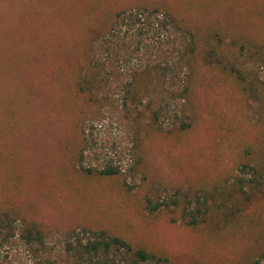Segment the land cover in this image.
<instances>
[{
    "label": "rangeland",
    "instance_id": "374dc122",
    "mask_svg": "<svg viewBox=\"0 0 264 264\" xmlns=\"http://www.w3.org/2000/svg\"><path fill=\"white\" fill-rule=\"evenodd\" d=\"M135 3H162L185 26L223 35L226 70L216 66L218 57L194 61L186 131L173 129L169 118L160 129L146 116L135 123L118 102L122 83L135 70L176 64L179 36L173 30L121 33V44L115 41L103 61L112 105L98 111L66 91V60L80 51L78 40L96 37L117 8ZM215 40L212 33L210 47ZM171 104L168 117L183 108L174 97ZM107 165L122 174L104 178L82 170ZM259 175L264 177V0H0V208L41 227L47 247L43 258L20 240L5 243L0 264H46L47 258L76 264L68 250L85 241L86 230L120 236L173 264H248L264 249ZM239 177L262 185L241 195L234 187ZM175 190L220 192L227 207L196 227L147 211V198L164 200Z\"/></svg>",
    "mask_w": 264,
    "mask_h": 264
},
{
    "label": "trees",
    "instance_id": "16d2710c",
    "mask_svg": "<svg viewBox=\"0 0 264 264\" xmlns=\"http://www.w3.org/2000/svg\"><path fill=\"white\" fill-rule=\"evenodd\" d=\"M132 30L137 37L143 36L142 32H157L155 34L160 35V32L175 31L179 36L178 41L176 40V44L178 42L176 54L179 57L174 66L167 63L145 65L135 70L122 83V93L118 102L125 111V117L140 124L146 116L157 129H160V122L164 118H169L173 122L171 123L173 129L188 130L191 124L185 113V107L187 102H190L188 84H193L194 74L197 71L194 61L200 60L208 64L207 61L210 58L218 57L215 61L216 66L226 70V63L223 64L222 60L226 56L219 48L223 35L219 31L203 32L199 28L185 26L162 3H135L117 8L104 22L96 37L79 39L76 45L77 50L80 49V51L76 53L74 59L71 57L70 60L68 58L66 60L68 71L70 70L65 87L67 93L79 97L98 111L106 105H112L113 100L111 101L106 92L110 85V78L106 63L104 64L103 61L109 59L110 47L115 44L114 42L120 43L118 40L121 39V33H129ZM212 33L216 38L214 47L209 45ZM75 52L76 50L72 52V56ZM71 64L73 66H70ZM185 68L189 71L188 73L184 71ZM180 73L182 77H179ZM234 79L241 81L237 76ZM165 94L168 96L162 97ZM160 97L162 98L159 99ZM172 97L176 103L178 101L182 103L183 108L172 117H168L169 112L172 111ZM83 146L86 147V140H83ZM85 150L83 149L81 153L83 154ZM136 164H141L139 158ZM241 169L249 170L253 176L257 173L256 169L250 165L242 164ZM82 170L88 174L96 173L97 176L104 178L122 174L120 169L111 165L104 166L100 170ZM263 178V175L258 176L259 180ZM259 180L239 177L234 187L241 195L246 196L248 192H253L262 185ZM246 186L248 188L244 189ZM219 190L225 192L224 189ZM221 196L220 192L184 193L175 190L164 200L157 198L153 201L147 198L145 208L149 213L164 214L171 224L179 223L196 227L206 222L212 214L226 209L224 198L221 199ZM84 233L87 236L85 241L78 239L76 247L68 250L74 252L76 264H173L165 255L134 247L120 236H114L104 230H86ZM0 240L1 246L20 240L26 249H31L41 256L47 249L45 233L41 227L3 207L0 208ZM45 262L52 264L48 258ZM248 264H264V249L260 250Z\"/></svg>",
    "mask_w": 264,
    "mask_h": 264
}]
</instances>
